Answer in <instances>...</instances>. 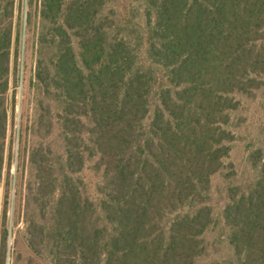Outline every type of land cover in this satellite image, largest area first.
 Here are the masks:
<instances>
[{
  "label": "trees",
  "instance_id": "obj_1",
  "mask_svg": "<svg viewBox=\"0 0 264 264\" xmlns=\"http://www.w3.org/2000/svg\"><path fill=\"white\" fill-rule=\"evenodd\" d=\"M132 2L38 0L29 250L49 264H264V125L249 152L254 176L224 178L217 222L228 255L204 244L231 116L264 91V0ZM11 5L0 0V177ZM85 163L99 175L95 196Z\"/></svg>",
  "mask_w": 264,
  "mask_h": 264
},
{
  "label": "rangeland",
  "instance_id": "obj_2",
  "mask_svg": "<svg viewBox=\"0 0 264 264\" xmlns=\"http://www.w3.org/2000/svg\"><path fill=\"white\" fill-rule=\"evenodd\" d=\"M11 1V17L5 22L10 30L8 48V88L5 92L7 127L3 139L2 170L0 177V224L5 222L7 247L5 264H49L45 257H35L29 250L24 236L23 202L24 182L27 178V157L30 136V125L35 111L33 78L36 64V26L38 22V0ZM117 5L133 6L130 0H116ZM28 4V8H27ZM129 4V5H127ZM125 6V7H126ZM30 11V21L27 12ZM27 21V22H26ZM264 91L255 99L241 98L240 108L231 116L229 123L234 135L228 158L225 160L221 174L213 177L211 206L213 219L216 222L204 238L209 247V255H228L226 247L220 242L224 231L218 224V213L224 201L226 175L233 173L237 183L248 181L255 172L249 159L251 147L258 145L261 136L260 127L264 125V115L260 104ZM53 151H60L59 145L52 144ZM86 193L95 196V185L99 175L90 163H85L80 173ZM1 229V227H0ZM220 234L223 236L219 237ZM230 255V254H229ZM218 257V256H217ZM216 259V257H215ZM219 259V258H218ZM213 261V259L211 258Z\"/></svg>",
  "mask_w": 264,
  "mask_h": 264
}]
</instances>
